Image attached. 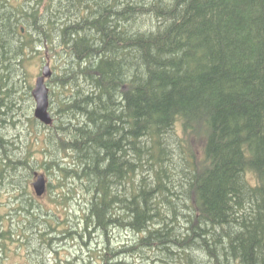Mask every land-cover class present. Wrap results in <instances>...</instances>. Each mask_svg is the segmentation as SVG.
Instances as JSON below:
<instances>
[{
	"label": "trees",
	"instance_id": "1",
	"mask_svg": "<svg viewBox=\"0 0 264 264\" xmlns=\"http://www.w3.org/2000/svg\"><path fill=\"white\" fill-rule=\"evenodd\" d=\"M39 169L87 196L68 264H264V0H0V264L18 231L62 240Z\"/></svg>",
	"mask_w": 264,
	"mask_h": 264
},
{
	"label": "rangeland",
	"instance_id": "2",
	"mask_svg": "<svg viewBox=\"0 0 264 264\" xmlns=\"http://www.w3.org/2000/svg\"><path fill=\"white\" fill-rule=\"evenodd\" d=\"M46 64H50L52 69V74L46 79L47 86L49 87V94H51L52 83H50V79L53 77V73L55 72L53 68V63L50 55H48L44 61L43 60H33L30 65L31 76H29L30 84H31V93L35 88L37 77L42 74V69ZM33 96V94H32ZM52 99V97H50ZM27 104L30 105L31 115L34 116L36 102L34 97L28 98ZM52 104V102H51ZM38 172L45 174L47 180H52L56 185L58 181H56V177L53 174H50L45 169H39ZM34 181V179H33ZM33 183V182H32ZM34 190V188H33ZM56 191H60L58 188H54L53 192L47 191L43 196L39 197V202L43 206L44 209H48L50 213L54 214V218L62 221L61 225H56L57 231L53 233V236L57 235L61 236L62 240L56 239L51 242L52 247L47 245V241H43L40 245L39 243L35 244V240L32 239L28 246L24 243L26 242V236L20 235V231L16 235L17 239L10 243L11 255L9 264H68L69 261H73L74 258L77 257V260H83L84 258H88L87 249L84 246V242L81 241V238L78 237L77 234H73L74 238H71L72 235L67 233H63L62 235L59 233V230H62L64 227H68L74 232L79 230H84L83 225V214L86 210L87 205V196L81 192L79 189L77 191H66L61 193V200L63 199V193L66 194L67 204L61 205L55 201H53V197L56 196ZM65 200V199H64ZM8 201V199L6 200ZM8 210L11 208V203L8 201ZM66 205V206H65ZM20 212V210H18ZM14 221L16 219L22 218V215L19 213L18 215L12 210ZM67 220V223L63 225V223ZM64 221V222H63ZM64 226V227H63ZM40 235V233H37ZM47 234V233H46ZM119 240L132 238L133 235L125 234V232H116ZM87 235V234H86ZM52 236V235H48ZM46 236V237H48ZM89 239V238H87ZM96 243H94V247L102 245V239L98 236H95L93 239ZM89 242V240H88Z\"/></svg>",
	"mask_w": 264,
	"mask_h": 264
},
{
	"label": "water",
	"instance_id": "3",
	"mask_svg": "<svg viewBox=\"0 0 264 264\" xmlns=\"http://www.w3.org/2000/svg\"><path fill=\"white\" fill-rule=\"evenodd\" d=\"M52 69L50 64H46L36 79L35 88L32 91L33 97L36 102L35 117L45 125L53 123L54 117L50 110V90L47 86L46 79L51 76ZM34 192L38 197L43 196L47 192L48 180L45 174L36 172L33 181Z\"/></svg>",
	"mask_w": 264,
	"mask_h": 264
},
{
	"label": "bare ground",
	"instance_id": "4",
	"mask_svg": "<svg viewBox=\"0 0 264 264\" xmlns=\"http://www.w3.org/2000/svg\"><path fill=\"white\" fill-rule=\"evenodd\" d=\"M7 2V1H6ZM94 5V4H93ZM72 7V6H71ZM15 9V8H14ZM92 9V8H91ZM94 10V9H93ZM70 51V50H69ZM5 57V56H4ZM82 72V71H81ZM65 73V72H64ZM86 73V72H85ZM4 76V75H3ZM6 77V76H5ZM8 81V80H7ZM7 90V89H6ZM7 93V92H6ZM54 96V95H53ZM6 98V97H5ZM68 105V104H67ZM75 105V104H74ZM6 109V108H5ZM60 110V109H59ZM170 153V152H169ZM113 215V214H112ZM64 222V221H63Z\"/></svg>",
	"mask_w": 264,
	"mask_h": 264
}]
</instances>
